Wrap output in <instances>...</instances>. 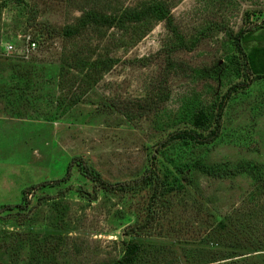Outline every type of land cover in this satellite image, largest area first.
I'll return each instance as SVG.
<instances>
[{
  "label": "rangeland",
  "instance_id": "1",
  "mask_svg": "<svg viewBox=\"0 0 264 264\" xmlns=\"http://www.w3.org/2000/svg\"><path fill=\"white\" fill-rule=\"evenodd\" d=\"M155 5L172 15L182 51L150 15L81 28L88 13L117 19ZM249 11L264 15V0H0V264H113L129 240L143 246L136 264H264L260 183L194 164L249 162L264 178V25L242 36L239 74L232 40L214 28L238 33ZM24 36L37 43L30 54ZM169 48L178 67L164 84L166 101L146 117L120 112L163 84ZM225 95L215 141L155 154L161 177L186 170L183 189L138 235L128 233L145 222L150 191L103 192L75 166L67 171L82 158L109 183L140 177L158 141Z\"/></svg>",
  "mask_w": 264,
  "mask_h": 264
},
{
  "label": "trees",
  "instance_id": "2",
  "mask_svg": "<svg viewBox=\"0 0 264 264\" xmlns=\"http://www.w3.org/2000/svg\"><path fill=\"white\" fill-rule=\"evenodd\" d=\"M150 15L151 17L161 20L164 22L167 30L172 35L173 39L176 41V50L182 51L185 48V41L182 33H180L178 27L174 24V20L172 15L164 9L160 5H155L150 9L145 10H127L124 11L121 16L117 19H112L108 17L98 16L94 13H88L85 16L81 17L80 21L82 23V27L86 24L91 23L94 26H106L113 27L116 24L123 25L125 23H138L141 22L144 18ZM261 18L259 22L253 23L252 20L254 18ZM244 28H241L238 33H232L228 29H224L221 27L219 30L226 31L229 38L232 40V44L237 53L236 59H232L231 63L235 64V71L237 74L240 72L241 65L246 68V57L241 49V38L245 32L249 31L254 25L262 26L264 25V15L257 12H246L244 17ZM79 31L77 28L68 29L65 32L66 36H72ZM174 51L169 48V51L164 53L162 57H164V66L160 70V78L163 84L158 85L157 88H153L147 94V96L140 101H131L126 103L123 107H120L119 111L123 114L131 115L130 113H134L135 116H150L158 110L162 103L166 101L168 98V94L166 93V89L164 87L165 82H167L169 76L177 72V65L173 63L172 53ZM242 68V67H241ZM240 69V70H239ZM223 66H219L216 70V74L218 75L222 73ZM234 90V89H233ZM229 98L228 95L220 98L218 103H215L211 107H207V109H200L195 113L193 118L191 119V126L184 129H178L176 131L168 133V135L161 141H158L155 145L154 151L155 153L152 155L150 160V164L145 168L144 172L140 177H137L133 180L127 182H117V183H109L105 181L100 174L92 168L90 165L85 163V161L81 158H74L68 165L67 171L75 166L77 170L86 177L89 181H91L94 185V188H97L103 192L110 193H119L122 195L127 194H137L141 191L148 190L150 191V195L147 200V212L145 222L136 227L135 230L130 231L128 234L136 233V230L143 231L153 224L155 221V215L158 214V205L160 203L165 202L164 199L169 194L179 191L183 189V176L185 171L182 169L179 170V174L174 173L172 170L164 173V177H161L159 174V168L157 167L158 159L155 154L163 155L164 151L168 146L184 143L189 145H204L208 143H212L215 141L220 134L221 127V117L223 108L225 105V101ZM119 108V107H118ZM197 169L206 172L208 175L213 177H224V176H233L240 173H246L250 178L259 182L262 188L264 189V178L262 177V171L259 169L257 165L251 164L249 162H243L238 164L235 167H226L219 165H205L201 162L194 163ZM68 176V173H67ZM42 186V185H41ZM34 188L28 189L25 193L29 194L33 191ZM164 207V206H163ZM138 235V234H135ZM143 251V246L140 242L135 240H129L124 243V251L121 258L113 263V264H136L141 253Z\"/></svg>",
  "mask_w": 264,
  "mask_h": 264
},
{
  "label": "built area",
  "instance_id": "3",
  "mask_svg": "<svg viewBox=\"0 0 264 264\" xmlns=\"http://www.w3.org/2000/svg\"><path fill=\"white\" fill-rule=\"evenodd\" d=\"M24 39H25V42H26V47L25 49L23 50L24 54H30L31 52H34L36 49H37V43L30 39L29 37H26L24 36ZM11 50H12V46L11 45H8L6 46V52L7 53H11Z\"/></svg>",
  "mask_w": 264,
  "mask_h": 264
}]
</instances>
